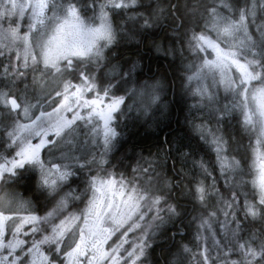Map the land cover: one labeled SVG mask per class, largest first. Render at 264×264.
<instances>
[{"label":"snow or ice","instance_id":"1","mask_svg":"<svg viewBox=\"0 0 264 264\" xmlns=\"http://www.w3.org/2000/svg\"><path fill=\"white\" fill-rule=\"evenodd\" d=\"M0 264H264V0H0Z\"/></svg>","mask_w":264,"mask_h":264},{"label":"trees","instance_id":"2","mask_svg":"<svg viewBox=\"0 0 264 264\" xmlns=\"http://www.w3.org/2000/svg\"><path fill=\"white\" fill-rule=\"evenodd\" d=\"M141 54L145 57V62L150 64L152 67L153 72H156L157 69L161 74L165 72H169L170 69L168 67V62L163 58V54H154L147 49L141 48ZM169 100L172 99L171 93H169L168 97ZM183 118V113L180 112V110L177 108L176 105H173V114L172 119L175 121L177 119ZM235 122H233L234 125ZM173 128H175V124L172 125ZM229 131H232V128L228 129ZM151 135L145 134L144 129L137 126H133L132 124H129L128 127L125 129V137L123 141V147L121 149V154L126 153L129 158H132L134 156L133 149L136 145L145 146L150 143ZM245 144L247 141H243ZM139 149L136 148V151ZM146 154V152H145ZM157 254H159V250H157Z\"/></svg>","mask_w":264,"mask_h":264}]
</instances>
